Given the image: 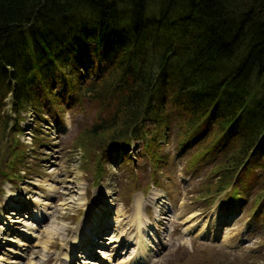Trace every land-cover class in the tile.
I'll return each mask as SVG.
<instances>
[{"label":"trees","instance_id":"trees-1","mask_svg":"<svg viewBox=\"0 0 264 264\" xmlns=\"http://www.w3.org/2000/svg\"><path fill=\"white\" fill-rule=\"evenodd\" d=\"M85 98L107 110L86 134L152 124L153 165L157 129L175 126L174 147L206 172L197 198L223 192L264 223V0H0V131L13 144L19 113Z\"/></svg>","mask_w":264,"mask_h":264},{"label":"rangeland","instance_id":"rangeland-1","mask_svg":"<svg viewBox=\"0 0 264 264\" xmlns=\"http://www.w3.org/2000/svg\"><path fill=\"white\" fill-rule=\"evenodd\" d=\"M85 39L94 44L99 40L96 36ZM3 109H7L9 120L15 117L7 105ZM40 113H19L22 131L15 132L14 145L10 142V124L5 134L0 131V264L14 263L16 259L11 257H17L18 264H66L62 253L68 242L70 248L75 245L70 252L71 263L76 258L74 253L85 247L89 257L81 258L85 264H256L252 262L258 259L264 264V223L247 207L237 215H224L226 210L219 209L228 205L216 207L222 193L211 204L197 198L206 172L187 166L184 159L191 148H185L183 155L174 147L177 127L160 126L156 136L161 140V156L151 165L139 154L147 135L133 142L124 134L119 143L114 140L117 135L110 137L113 132L107 137L111 127L84 132L85 127L106 121L107 110L96 101L85 98L78 106L62 111L45 108ZM150 125L147 130L152 137ZM139 135L140 131L133 134L135 138ZM18 149L26 157L16 163L14 151ZM150 177L155 179V187L163 190L168 211L165 214L163 207H156L161 216L154 222L158 232L148 229L154 242L138 259L139 244L117 247L124 233L113 231L115 226L121 225L118 228L124 231L129 225L136 199L140 198L143 205L151 201ZM50 186L53 191H49ZM45 199L48 203L43 205ZM94 202L95 209L87 214ZM189 213H194L190 219ZM120 216L123 221L114 226V217L117 221ZM221 220L224 224L219 223ZM249 224L257 231L249 229ZM28 228L32 235L20 233ZM112 237L114 241H110ZM97 239L100 244L95 252L85 245Z\"/></svg>","mask_w":264,"mask_h":264},{"label":"bare ground","instance_id":"bare-ground-1","mask_svg":"<svg viewBox=\"0 0 264 264\" xmlns=\"http://www.w3.org/2000/svg\"><path fill=\"white\" fill-rule=\"evenodd\" d=\"M96 184V183H95ZM99 184V182L97 183V185ZM54 190V187H52V186H50V189H49V191H53ZM156 193V192H155ZM158 194L159 193H156V195L155 196H153V197H156V196H158ZM81 199V197L78 199V200H80ZM82 201V200H81ZM48 202H47V199H45L44 201H43V205L44 204H47ZM99 206H100V204H99ZM161 209V208H160ZM100 212V211H99ZM96 215V214H95ZM95 215H93L92 216V218L94 219L95 218ZM194 215V213H189V219L190 218H192V216ZM123 219L124 218H122V216H120L119 218H118V220H117V222H119V223H121L122 221H123ZM147 220H149V218L147 217V216H145V214H144V207H142L141 206V202H140V199H136L135 200V203H134V208H133V211H132V214H131V217H130V219L128 220V222H130L129 223V225L131 226V228H134L135 230H136V233L137 232H139V233H137V242H138V244H139V247H138V251H137V253H136V255L138 254V253H140V254H144L146 251H147V249H148V247H147V243H148V241L145 239V237L143 236V233H141V231L140 230H142V228L144 227V223L147 221ZM11 221H17L16 219H11ZM121 221V222H120ZM84 226V225H83ZM133 229V230H134ZM22 232L24 233V234H27V235H32V232L30 231V228H28V229H26V230H22ZM96 235V234H95ZM77 241V240H76ZM147 242V243H146ZM69 243V242H68ZM71 243V242H70ZM148 244H150V243H148ZM146 250V251H145ZM63 255H64V257H66L67 256V253H65V252H63L62 253ZM134 259H135V257H134ZM86 260V259H85ZM89 261V260H88ZM134 263V262H133Z\"/></svg>","mask_w":264,"mask_h":264}]
</instances>
